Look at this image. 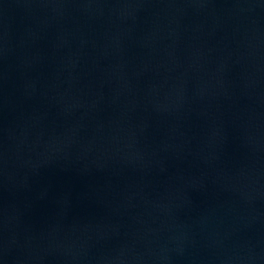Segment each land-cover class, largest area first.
<instances>
[{"label": "water", "instance_id": "1", "mask_svg": "<svg viewBox=\"0 0 264 264\" xmlns=\"http://www.w3.org/2000/svg\"><path fill=\"white\" fill-rule=\"evenodd\" d=\"M0 264H264V0H0Z\"/></svg>", "mask_w": 264, "mask_h": 264}]
</instances>
